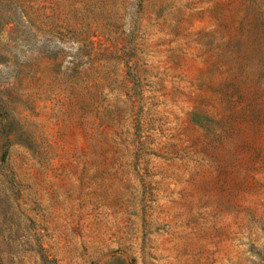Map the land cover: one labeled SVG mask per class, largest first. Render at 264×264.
Wrapping results in <instances>:
<instances>
[{
    "label": "rangeland",
    "instance_id": "374dc122",
    "mask_svg": "<svg viewBox=\"0 0 264 264\" xmlns=\"http://www.w3.org/2000/svg\"><path fill=\"white\" fill-rule=\"evenodd\" d=\"M0 264H264V0H0Z\"/></svg>",
    "mask_w": 264,
    "mask_h": 264
}]
</instances>
